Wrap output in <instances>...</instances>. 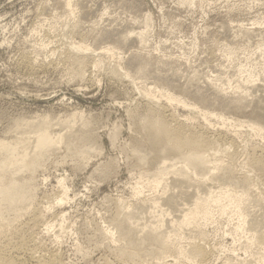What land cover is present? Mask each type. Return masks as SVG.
<instances>
[{
    "label": "rangeland",
    "instance_id": "rangeland-1",
    "mask_svg": "<svg viewBox=\"0 0 264 264\" xmlns=\"http://www.w3.org/2000/svg\"><path fill=\"white\" fill-rule=\"evenodd\" d=\"M66 2L0 0V141L22 140L24 147L47 123L55 141L72 133L23 173V203L5 202L0 191V224L12 220L20 232L0 237L1 246L12 240L11 257L23 264H156L169 255L172 263L177 255L161 254L140 231L163 225L158 232H166L190 207L195 189L175 186L172 175L156 191L147 185L164 164L179 162V154L151 145L148 126L170 113L191 118L192 108L169 107L158 97L167 107L159 113L144 94L167 91L201 111L264 128V0H72L70 10ZM144 30L141 44L135 35ZM127 34L123 47L118 40ZM71 44L85 48L77 53L85 56L83 66L75 64ZM96 57L103 61L99 68L93 67ZM213 119L210 136L223 128ZM191 124L199 130L203 121L196 117ZM249 130L225 129L236 132L232 152H240L224 165L238 180L248 174L255 183L246 208L263 232L264 163L248 161L255 151L264 162V132ZM26 152L32 155V143ZM120 202L134 210L132 222L140 229L126 237L114 223ZM158 211L165 214L160 223ZM236 223L234 215L216 214L199 239L216 248L209 264H259L260 246L244 234L236 242L231 236ZM182 237L187 246L190 240Z\"/></svg>",
    "mask_w": 264,
    "mask_h": 264
},
{
    "label": "bare ground",
    "instance_id": "bare-ground-1",
    "mask_svg": "<svg viewBox=\"0 0 264 264\" xmlns=\"http://www.w3.org/2000/svg\"><path fill=\"white\" fill-rule=\"evenodd\" d=\"M66 6L70 10L73 6L72 0H67ZM146 32L147 31L144 30L136 33L135 35L136 39L141 44L146 43ZM129 38L131 37L128 34L124 35L119 38L118 43L124 47L127 44ZM259 47L264 49V44ZM83 50H85V48L81 44H78V46H72V49L70 50L72 54L75 53L74 62L79 66L84 65L85 56H83L84 58H80L81 54L84 52ZM80 52L82 53L80 54ZM77 53L80 55H78L79 57H77ZM72 56L69 57L73 58ZM102 65L103 61L98 60L95 62L93 67L99 68ZM112 72L115 76H122L119 72V68L117 67L112 68ZM123 76L128 77V75L125 73L123 74ZM215 91H217L218 94L221 95H224L225 93L224 89L220 86H216ZM157 93H159L158 96L152 89H148L146 90L144 97L147 98L148 103H151L150 105H153L158 112L160 110L163 111V113L167 112H165V110L167 109L166 106H168L166 105V103L169 104V107H171L173 104H176L179 106L181 105L184 108L191 107L192 109H190V112L193 117L181 120L180 118L174 117V115L170 113V116L169 114L167 115L170 117H167L169 119H159L149 124L148 127L152 130V134L150 135L151 145L154 147L155 145H158V148L160 145H164L169 152L179 154V162L176 164H181L182 166L176 168V164H171L169 166H166V164H164L160 171H158V173H156L154 177H152L151 181L147 180V185H149L152 190L156 191L165 183V178L169 175H172L175 186H183L195 189V199L192 201L188 209L181 211V215L178 218V221L171 222V225L167 228L166 232H158L159 229L163 227V225H158L156 227H146V230L143 229L140 231L142 233H145L146 231L148 232L147 237L150 239V242L155 243L156 249H158L161 254L165 253L177 255V259H173L172 263L167 262L168 259L173 258V256L169 255L166 257H161L160 262L156 264H209L211 259H213V257L215 256L214 252L216 251V248L212 249L211 246L210 248L209 246H207L208 244L199 241V239L203 238L206 235V229L213 223L216 214H219L221 216H236L237 223L235 224V227L231 232V236L236 242L237 237H240V235L244 234L246 236L244 237L246 238L247 242L257 243L258 246H260V250L263 252L262 257L259 259V264H264V231H260L259 223L253 220H249L252 217V214L246 208V206L248 205L247 202L249 201V190L252 186H255V183H251V179L248 174L245 175L244 178L238 180L239 177H234L232 168L224 165V160L226 158L227 160H229L231 165L236 162V157L240 152L237 149L232 152V149L238 146L236 145V132H234V135L233 133L229 134V132H226L225 129L227 130L229 128L232 129L236 127H247L253 134L255 133L256 135L261 136L264 132V128L257 124L247 125L242 122L233 123L223 116L221 117L216 114L213 115L212 113L205 112L203 110L201 111L196 107L188 105L187 103L178 99L174 95H171L167 91L162 90ZM158 97H160V99L166 100V106L161 104L163 103L162 100L161 103L159 102L160 99L157 100ZM196 117H198L199 120L203 121V125L199 130L192 126L193 123L191 124V122H194L196 120ZM215 118L216 121H219L218 123L223 128L218 132V134L216 133V136H210L209 134L211 133H209V129L211 128V121L212 119L215 120ZM47 124L43 125L44 129L39 133V135L33 138L26 139L24 147L22 140L11 143L0 141V191H3L6 194L5 202L23 203V199L25 197L23 190L21 191V188L23 189V185L20 183L23 173L33 171L38 159L46 156L49 151H54V149H56L57 143H60L64 138H68L72 135V133H69L65 136H59L58 139H56L57 141H55V136L51 128ZM72 124L75 125L74 120L68 122V128L73 129L74 126H72ZM222 130H224L225 132ZM30 143L34 145V152L32 153V155L27 154L26 152V146H29ZM256 153L257 152L253 151L249 157L248 164H250L251 166L263 165L262 163H264L263 161H261L259 156L256 155ZM146 157V155L141 157V161H145ZM170 169L172 170L168 171ZM214 183L219 184L218 187H216ZM137 185V194L141 195L142 192L139 187L144 185L141 183H138ZM242 187L243 189L245 188V190H238ZM169 201L170 204L174 203L172 199H170ZM59 202L62 203L63 199ZM256 202H258V200ZM154 204V206L158 205L156 201L154 202ZM157 213H160V215L157 217V223H160L161 220L159 218L164 217L165 214L163 211H158ZM134 214V210L131 209V207L125 205L123 202L117 204V215L114 219V223L118 225L117 227L120 229L122 236L124 237L128 236L133 231L140 230L137 224L135 225V223L132 222V219L135 218ZM21 216L22 215L16 216L13 220L20 219L19 217ZM255 216L257 215L255 214ZM1 221L3 222L0 224V237H7L10 234L20 235V232L17 231L18 229L12 227V220H10V223H4V219H2ZM36 222H39L38 218ZM192 227L193 229L190 230ZM180 232H182V234H184V236H186L187 239L190 240L187 246H181L180 243L184 238L182 237V234ZM110 235L113 236L112 233ZM24 242L25 241L21 242V245L22 243L24 245H27ZM12 243V240H10L7 243L8 245L1 246L0 241V264H23L11 257V252L8 250V247ZM32 249L29 250V255L33 258H36ZM219 250L220 249H218V251ZM221 252L222 250L220 251V253ZM119 255L121 257L127 256H125L123 251L119 252Z\"/></svg>",
    "mask_w": 264,
    "mask_h": 264
}]
</instances>
